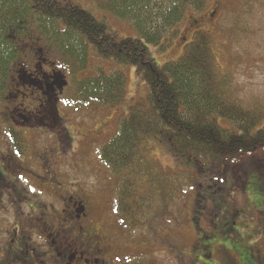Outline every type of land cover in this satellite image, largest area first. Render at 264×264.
<instances>
[{
  "label": "trees",
  "instance_id": "1",
  "mask_svg": "<svg viewBox=\"0 0 264 264\" xmlns=\"http://www.w3.org/2000/svg\"><path fill=\"white\" fill-rule=\"evenodd\" d=\"M91 1L98 9L132 23L145 43L160 51L172 47L189 9L201 14L208 6L207 0H161L160 9L151 5L158 0ZM166 5L171 7L165 10ZM145 43L119 36L76 0H0V117L9 135L26 137L13 125L14 99L23 71L42 67L46 72L61 73L70 81L69 105L109 109L124 101L127 79L119 71H101L96 77L78 80V74L88 67L90 50L101 59L137 68L148 89L146 102L131 108L100 150L101 161L122 183L124 205L119 216L137 232L143 224L151 225L152 230L164 204L157 198L154 181L163 174L145 159L144 138L156 139L190 173L201 165L221 178L229 169L238 176L241 169L244 179H249V166L264 161V129L253 136L264 111L248 109L233 98V76L220 72L209 34L196 33L179 61L162 68L149 58ZM216 117L237 130L223 128ZM65 130L58 134L67 137ZM243 154L255 157L239 167H227ZM163 179L170 185V179Z\"/></svg>",
  "mask_w": 264,
  "mask_h": 264
},
{
  "label": "flooded vegetation",
  "instance_id": "2",
  "mask_svg": "<svg viewBox=\"0 0 264 264\" xmlns=\"http://www.w3.org/2000/svg\"><path fill=\"white\" fill-rule=\"evenodd\" d=\"M27 74L37 85L19 82L14 99V128L31 132L38 129L55 137H40L43 140L39 146L35 137L7 134L0 119V264H147L141 259L117 258L130 246L112 243L111 233L108 236L111 228L119 230L125 241L134 235L119 216L124 205L119 178L101 162L98 167L90 162L86 165L105 175L104 180L111 182L109 185L103 181L90 187L62 170L59 150L67 143L71 147V131L62 127L68 136L61 137L52 133L46 123H40L49 119L53 106L58 115L56 121H68L60 116L57 106L65 89L54 83L57 73L41 67ZM31 99L33 102L28 103ZM90 143L91 138L82 137L81 145ZM251 155L243 154L238 162L227 167L233 169L248 163L254 159ZM192 170V174L197 173L199 166ZM198 180L187 191H181L182 198L185 194L183 206L187 208L191 203L198 207L196 231L201 238L195 245H203L209 260L214 257L224 260L227 255L232 264H264V182L240 180L244 188L236 186L238 189L227 208L228 200L217 198L223 185L217 174H198ZM239 194L244 202L238 203Z\"/></svg>",
  "mask_w": 264,
  "mask_h": 264
},
{
  "label": "rangeland",
  "instance_id": "3",
  "mask_svg": "<svg viewBox=\"0 0 264 264\" xmlns=\"http://www.w3.org/2000/svg\"><path fill=\"white\" fill-rule=\"evenodd\" d=\"M76 1L96 19L106 21L119 36L140 39L145 43L140 31L132 23L98 9L91 0ZM162 2L158 0V4L151 5L152 7L159 5L158 9H160ZM165 2L167 3V0ZM207 3L206 11L201 14L190 9L187 11L184 21L179 25L178 37L174 39L170 49L160 51L158 47L145 43L149 58L153 59L159 68L167 63L177 62L184 55L186 46L193 42L196 33H207L212 37L213 52L220 72L230 73L233 76L231 88L233 98L248 109L264 111V0H207ZM170 7L171 5H166L163 9L167 10ZM158 23L161 24V20H158ZM101 71L106 73L119 71L125 74L126 97L120 105L109 109L99 106L75 108L67 103L70 92L68 85L62 92L61 102L57 105L60 108V116L68 119L67 123L61 124L56 121L58 115L56 116L54 106L48 116L49 119L40 122L43 123L42 125L48 123L52 133L62 131V127L70 129L71 137H73L71 147L67 143L66 147L61 146L59 150V157L63 164L62 170L68 171L71 178H76L90 187L97 183L103 184V181L106 185L111 182L105 181L106 176L97 174L98 172L90 169L86 162L96 167L103 164L100 159L101 148L114 137L120 120L129 115L131 108L146 102L148 93L146 84L137 75L136 67L101 59L96 56L93 49L89 52L88 67L78 74L77 79L93 78ZM216 118L223 128L237 130L235 125L229 124L220 117ZM262 129H264V119L255 128L253 136ZM37 130L20 132H23L26 137H35V143L39 146L42 145L41 140H43L40 137H55ZM82 137L91 138L93 143L81 145ZM49 142L52 143L50 144L52 148L55 147L52 139ZM142 143L146 150L145 159L153 162L163 174L154 181L158 185L157 198L163 200L164 204L156 213L152 230L151 225L143 224L138 232H133L134 235L130 241H125L126 238H123L119 230L111 228L108 236L110 237L111 233L112 243L130 246L127 252H120L117 258L132 261L141 259L147 264H232L227 255H224V260L218 257L209 260L203 245H195V242L201 238L196 231L199 225L198 207L191 203L187 208L183 206L185 194L182 198L181 191H187L188 186L190 189L192 184L198 183V174L202 176L208 173L206 167L200 165L199 171L192 174L189 169L183 168L180 162L156 139L144 138ZM254 155L251 157L254 158ZM263 157L261 155V159H264ZM104 167L106 168V165ZM248 171L249 179L264 182V163L251 164ZM239 172L241 169L238 170V176H235L230 169L226 173L222 172L223 185L220 187L221 194L217 198L228 200L227 208L231 206L230 201L238 189L236 186L244 187L237 182L245 177L243 172ZM163 176L170 179V185ZM242 201L244 202V198L242 194H239L238 203ZM213 232L215 235L217 230ZM221 240L222 238L220 242ZM178 253L181 256L180 260Z\"/></svg>",
  "mask_w": 264,
  "mask_h": 264
},
{
  "label": "water",
  "instance_id": "4",
  "mask_svg": "<svg viewBox=\"0 0 264 264\" xmlns=\"http://www.w3.org/2000/svg\"><path fill=\"white\" fill-rule=\"evenodd\" d=\"M20 81L23 83H26V81H28V84L31 86L37 85L36 80L32 79V76L28 75L27 72L22 73V75L20 76ZM54 83H56V85H58L59 89H63L64 87L67 86V81L65 80V78L62 75H57ZM21 118L24 120V122H28V120L26 119L25 116H21Z\"/></svg>",
  "mask_w": 264,
  "mask_h": 264
},
{
  "label": "bare ground",
  "instance_id": "5",
  "mask_svg": "<svg viewBox=\"0 0 264 264\" xmlns=\"http://www.w3.org/2000/svg\"><path fill=\"white\" fill-rule=\"evenodd\" d=\"M58 75H62L63 77H65L63 74H61V73H57Z\"/></svg>",
  "mask_w": 264,
  "mask_h": 264
}]
</instances>
